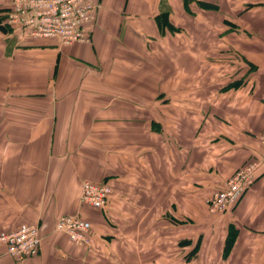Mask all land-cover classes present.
<instances>
[{
  "label": "crops",
  "instance_id": "obj_1",
  "mask_svg": "<svg viewBox=\"0 0 264 264\" xmlns=\"http://www.w3.org/2000/svg\"><path fill=\"white\" fill-rule=\"evenodd\" d=\"M12 1L0 0V15ZM98 1L88 43L61 46L0 20V231L39 226V253L24 264H113L120 255L149 264L153 239L212 240L225 226L226 241L234 225L226 255L245 241L240 263L264 264V0L242 1L238 26L217 29L245 68L211 86L183 72L193 53L180 39L169 51L161 27L167 13L187 30L185 0ZM254 159L253 186L232 209L210 215V195ZM87 179L114 185L100 211L82 210ZM79 211L93 222L88 246L56 229L59 216ZM114 220L128 225L127 235L108 232ZM154 223L158 230L144 231ZM0 264H14L1 243Z\"/></svg>",
  "mask_w": 264,
  "mask_h": 264
},
{
  "label": "built area",
  "instance_id": "obj_2",
  "mask_svg": "<svg viewBox=\"0 0 264 264\" xmlns=\"http://www.w3.org/2000/svg\"><path fill=\"white\" fill-rule=\"evenodd\" d=\"M98 0H13L5 23L22 29L26 36L35 39L54 38L61 46L91 42V31L100 9ZM264 144V131L259 135ZM257 160L247 161L238 167L223 188L215 190L208 198L209 210L225 213L237 204L241 196L256 181ZM113 193L110 183L84 180L80 204L96 210L109 203ZM58 231L68 234L78 246L91 244V221L82 212L63 214L56 222ZM0 243L14 259V264H24L27 258L39 253L42 236L35 223L24 224L13 230L0 231Z\"/></svg>",
  "mask_w": 264,
  "mask_h": 264
},
{
  "label": "rangeland",
  "instance_id": "obj_3",
  "mask_svg": "<svg viewBox=\"0 0 264 264\" xmlns=\"http://www.w3.org/2000/svg\"><path fill=\"white\" fill-rule=\"evenodd\" d=\"M196 1L193 0L189 4L190 10L184 18V30H186V27L187 30L184 32L179 31L177 34L175 31H171L170 29H168L167 39L170 41L171 44H169L168 47L169 51L174 49L172 43L180 39L183 42L185 54L190 57L191 55L189 54L188 50L193 53L192 62H185L180 64L182 65L181 68L183 72L185 74L197 72L199 75L204 76L203 82L205 81L204 84H206V86H211V82H215V79L219 80L222 78L224 79V81L230 80V78L236 79L238 77L236 75H238L239 71L245 68L244 63H242L238 53L229 51V49H225L228 45L226 41L231 40L229 34L226 33L227 31L225 32L217 29H223L225 28V25L230 26L231 24L228 25L226 23L228 21L233 23L232 25L238 26L240 21L241 3L245 0L200 1H203L204 3L209 5H211V3L218 5L217 9L201 8ZM244 5L245 4L242 5V10L244 9ZM169 7L171 6L168 5L167 10H169ZM230 28L233 27L230 26ZM236 34L238 35L239 31H237ZM172 56L174 55L170 54V57ZM212 58H219L220 61L216 63L213 61ZM184 59H186L185 56ZM171 66L176 69V67L179 65L174 64ZM232 73L234 74L232 75ZM191 78L192 77H190L189 82L196 81L195 76H193V79ZM86 208L83 207L82 210L84 211ZM208 212L211 215L209 209ZM232 226L234 225H230V229L232 228ZM204 227V225L201 226L202 229L200 231H202ZM226 228L227 227L225 226L217 227L216 236L212 240H207L206 234H203L202 237V233L200 234L201 239L198 238L199 240H191L188 236H183L179 239H153L151 240V243L149 245V247L151 248V254L147 257L150 260L149 264H241L240 262L244 263L245 258L239 253L241 252L242 254V249L245 246V241H242L241 244L239 241V244L236 246L235 250L230 256H227L225 252L223 253L225 242L224 233L227 231ZM144 229V231L152 230L151 232H153L154 230L159 229V223L147 224L146 226H144ZM108 232H118L123 235H127L128 225L124 223H117L114 220L109 224ZM198 247L199 250L197 252ZM211 251L215 253H211ZM254 259V256H251L248 262L254 263ZM115 260L116 261H114L113 264H130L129 262H131V260L135 262L139 261V258H133L129 255H120L119 260L117 258Z\"/></svg>",
  "mask_w": 264,
  "mask_h": 264
},
{
  "label": "trees",
  "instance_id": "obj_4",
  "mask_svg": "<svg viewBox=\"0 0 264 264\" xmlns=\"http://www.w3.org/2000/svg\"><path fill=\"white\" fill-rule=\"evenodd\" d=\"M193 0H185L184 2H185V6L187 7V8H189V4L192 2ZM196 1V0H195ZM201 0H197L196 2L199 4V6L201 7V8H206V9H217L218 8V5H215V4H212L211 3V5H209V4H206V3H204L203 1L202 2H200ZM9 9H10V6H8L7 7V9H5V11H3V14H1L0 15V20H2V19H5L6 18V15H7V13H8V11H9ZM161 18H160V22H161V27L162 28H165L164 26H167L168 27V29H170L171 31H180V28L178 27V26H176V25H174V24H172L170 21H169V18H168V14L167 13H162L161 14V16H160ZM4 21V20H3ZM227 24H233V23H231V22H226ZM4 26L3 27H1V28H10V29H13L14 27H12V26H9L8 24H6L5 22H4ZM91 37H92V32H91ZM92 40V39H91ZM104 182H108V183H110L111 185H112V187H113V192H114V185L112 184V182H110V181H104ZM112 195H113V193H112ZM112 197V196H111ZM111 199V198H110ZM110 201V200H109ZM235 206V205H234ZM233 206V207H234ZM83 207H87V208H89V209H91V210H93V211H97L96 209H94V208H91V207H89V206H83ZM232 207V208H233ZM231 208V209H232ZM208 209H209V206H208ZM99 210H101V209H99ZM82 214H83V212H82ZM83 216L84 217H86L84 214H83ZM87 218V217H86ZM91 221V225H92V229H93V222H92V220H90ZM230 229V228H229ZM92 231V230H91ZM229 234H228V236H227V238H226V241H225V246H224V250H225V254H228L231 250H232V248H233V246H234V244H235V242H236V238H237V234H238V230L236 229V227H234V226H232V228L229 230V232H228ZM189 244V243H188ZM83 246H88V245H83Z\"/></svg>",
  "mask_w": 264,
  "mask_h": 264
}]
</instances>
